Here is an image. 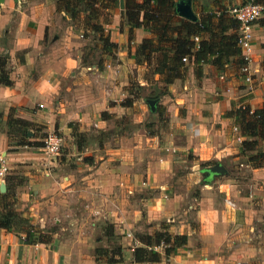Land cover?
Here are the masks:
<instances>
[{
	"label": "crops",
	"instance_id": "1",
	"mask_svg": "<svg viewBox=\"0 0 264 264\" xmlns=\"http://www.w3.org/2000/svg\"><path fill=\"white\" fill-rule=\"evenodd\" d=\"M124 2L106 9L108 21L99 19L110 50L89 31L83 37L80 23L57 12L52 0L0 3V57L11 82L0 84V158L6 168L0 194L13 196L22 218L10 230L0 229V264H136L130 255L140 246L135 235L162 229L184 236L185 245L153 264H264V168L244 164L247 175L240 184L227 171L208 177L203 169L195 172L211 159L237 155L233 119L223 112L238 106L254 110L264 102V14L252 27L250 82L233 61L221 71L202 65L198 75L188 65L183 78L156 99L155 115L165 113V129L156 122L152 133H134L125 145L126 138L119 137L118 150L103 146L102 152L104 141L95 136L94 150L78 151L72 136L104 129L107 120L100 114L114 113L111 104L125 98L130 74L140 69L133 53L150 35L143 28L129 32ZM229 2L236 6L242 0ZM200 13L193 11L196 19ZM88 39L90 56L84 48ZM9 116L30 124L28 141L54 133L62 138V150L45 156L35 147L10 145L17 137L8 138ZM167 147L174 152L164 151ZM179 151L192 156V176L182 191L171 177ZM191 186H198L196 194ZM26 226L34 228L31 238L48 241L26 243L21 231ZM98 245L108 252L117 247L120 258L96 261Z\"/></svg>",
	"mask_w": 264,
	"mask_h": 264
},
{
	"label": "trees",
	"instance_id": "2",
	"mask_svg": "<svg viewBox=\"0 0 264 264\" xmlns=\"http://www.w3.org/2000/svg\"><path fill=\"white\" fill-rule=\"evenodd\" d=\"M52 1L57 12H62L72 23H80L83 37H87L86 31H89L102 44L103 50L113 48V44L108 42L103 33L99 19L102 23L108 21L109 14L106 9L113 8L116 0ZM190 1L192 12L195 8H199L201 12L194 22L177 17L173 0L124 2L122 18L129 32L143 28L150 35L135 47L133 62L136 66L145 68L146 83L150 78L157 76L154 82L161 84L163 88L160 94L151 95L146 100H156L165 94L167 87L183 78L188 65L193 66L194 74L198 75L201 66L205 64L212 65L217 71H221L230 61L235 62L238 68L245 64L237 45V23L227 13L228 9L235 5H230V0ZM224 1L228 3L225 4ZM254 1L264 5L261 0ZM209 5L214 9L208 10L206 7ZM182 59H185V62ZM4 68L5 58L0 57V84L11 86ZM131 103V97H128L122 106H130ZM222 116L233 119V124L238 129L241 141L238 144L237 156L242 157L249 167L264 168V102L254 110L247 106L233 107L223 112ZM100 118L107 119L105 112L100 114ZM29 126V123L9 116L6 121L8 138L18 137L20 134L26 137V129ZM42 139L36 142H15L13 145L39 148ZM208 165L209 163L201 164ZM8 180L6 178L4 182L7 184ZM20 183V180L15 181L16 185ZM20 214L14 210L13 196L0 194V229H12L22 219ZM33 230L32 226L21 230L26 243L48 241L41 235L31 238L30 233ZM110 231L111 227H108L106 233L109 234ZM135 240L140 246L133 248L130 255L131 261L136 264L159 262L161 254L154 250L156 247L161 248L163 257H168L185 245L184 236L172 235L166 229L152 234H136ZM101 257L106 263H112L115 257H120V250L106 252L96 249L95 260L99 261Z\"/></svg>",
	"mask_w": 264,
	"mask_h": 264
},
{
	"label": "rangeland",
	"instance_id": "3",
	"mask_svg": "<svg viewBox=\"0 0 264 264\" xmlns=\"http://www.w3.org/2000/svg\"><path fill=\"white\" fill-rule=\"evenodd\" d=\"M246 1L247 0H242L241 3H244ZM66 23L68 22H65L64 25ZM84 48L86 50L87 55L90 56V40L89 39L85 43ZM88 61H90V59H88ZM146 75L147 74H145V68L143 66H140V69L138 71H132V73L130 74V77L128 78L126 85L123 88L125 90V98L121 100L123 104L126 98L131 97V100H132L131 105L125 106V107H119L118 104L121 101L116 104H111V107L114 108L113 109L114 113L105 112L106 117H107L106 119L107 125L105 126L104 129L97 130L93 128V131H90V128H89L88 132L80 133L79 135L75 133V135L72 136L73 137L72 141H73V146L76 150L85 151V152L94 150L96 147L93 144L90 145V138H94L95 136L100 137L104 141L103 144H100L101 152L103 150V146H105L106 149L118 150L120 146V143L118 140L119 137L126 138V140L122 143L125 145L126 143H128L126 141L134 133H140V132L142 133L151 132L152 133V131L155 130L154 129L155 125L157 124H158V128L165 129V123H166L165 113L160 112V114L155 115V112L153 113L149 112L148 106L145 102L147 97L151 95L154 96V95L160 94L163 91L162 85L154 82V80L157 79V76H154L153 79L150 78V80H148L149 82L146 83L144 81V78L147 77ZM166 90H168V87L166 88ZM28 140L29 139H27L26 137H23L20 134L15 140L11 138L10 145L15 144V142H30ZM232 140L234 141L233 143L235 145L239 144V142L235 141V137ZM61 148L60 150H62ZM168 149L170 150V148ZM63 150H69V148L64 147ZM234 152L236 151L234 150ZM180 153L181 151H179L178 153L176 152L174 154L177 157L175 161H177L178 163L175 165L176 167L174 166V168L172 169V172L174 173V175L172 174L171 177L173 178V182H177L176 186H178V190H179V187H181L180 191H182V189L184 187L189 186L187 184L190 183V177L192 175H189V174L192 171L188 169V166H189V162L192 159V156L187 151H183V154H180ZM85 160L90 161V157H87ZM211 160L208 162L209 163L208 166H201L199 164L197 169H195V172L200 171L209 166H212L214 163H220L226 169L227 175L231 177L232 179H235L238 184L242 183V181L245 180L247 173H245L246 172L245 171L246 168L244 167L245 162L242 157H238L237 155L236 156L231 155L225 159H219V160L213 159L212 161ZM77 161H79L77 163H80V162H83V159H79ZM240 163L242 165H240ZM197 178H198V181L201 183L202 178L199 173H197ZM211 181H209V183H211ZM197 188L198 186H191L189 188V190L191 191V194H196ZM247 190L248 188L244 187L243 190H240V192L244 193V191H247ZM98 247H99L98 250H100L101 245H98ZM117 249L118 248L115 247L114 249H112V251L113 252L117 251ZM103 250H106V252L108 251L107 249H103ZM158 250L161 252L160 254H162L161 248L157 249V252H159ZM117 258H120V257H117ZM236 264H240V263L236 262Z\"/></svg>",
	"mask_w": 264,
	"mask_h": 264
},
{
	"label": "built area",
	"instance_id": "4",
	"mask_svg": "<svg viewBox=\"0 0 264 264\" xmlns=\"http://www.w3.org/2000/svg\"><path fill=\"white\" fill-rule=\"evenodd\" d=\"M227 13L236 21L237 23V45L241 50V56L245 62L239 70L245 75V82H250V75L248 74V69L246 62H248L247 54L249 51V45L252 37V27L254 22L258 20L264 14V5L255 2L254 0H247L246 2L231 6ZM196 40V38H194ZM185 62V59H182ZM41 107V105H38ZM235 134V141L240 142L241 138L238 135L237 127L232 128ZM41 146L38 148L45 156H57L60 152V148L63 146L62 138L54 133L46 134L41 141ZM164 151L173 150L165 149ZM6 168L4 167V161L0 158V178L3 180ZM23 238V237H22ZM160 247L154 248L157 251ZM159 251V250H158Z\"/></svg>",
	"mask_w": 264,
	"mask_h": 264
},
{
	"label": "water",
	"instance_id": "5",
	"mask_svg": "<svg viewBox=\"0 0 264 264\" xmlns=\"http://www.w3.org/2000/svg\"><path fill=\"white\" fill-rule=\"evenodd\" d=\"M3 0H0V3ZM174 11L175 13L185 20L194 22L196 20L195 15L193 14L191 10V1L190 0H177L174 4ZM149 112H155V108L157 105V100H146L145 101ZM226 174V170L224 167L220 164H214L213 166H209L202 170L203 177L208 176H221ZM0 192H2V189L0 188Z\"/></svg>",
	"mask_w": 264,
	"mask_h": 264
}]
</instances>
